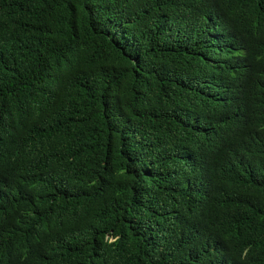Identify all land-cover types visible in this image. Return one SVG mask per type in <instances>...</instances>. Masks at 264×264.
I'll return each mask as SVG.
<instances>
[{"label": "trees", "instance_id": "trees-1", "mask_svg": "<svg viewBox=\"0 0 264 264\" xmlns=\"http://www.w3.org/2000/svg\"><path fill=\"white\" fill-rule=\"evenodd\" d=\"M0 264H264V0H0Z\"/></svg>", "mask_w": 264, "mask_h": 264}]
</instances>
